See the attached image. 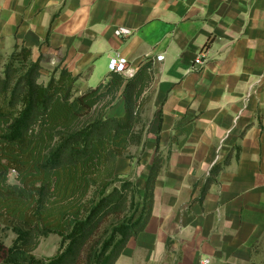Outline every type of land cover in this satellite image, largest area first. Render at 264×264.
<instances>
[{
  "label": "crops",
  "instance_id": "1",
  "mask_svg": "<svg viewBox=\"0 0 264 264\" xmlns=\"http://www.w3.org/2000/svg\"><path fill=\"white\" fill-rule=\"evenodd\" d=\"M119 27L132 34L116 36ZM16 44L42 56L46 75L57 66L80 75V91L108 79L113 55L128 59L126 78L152 61L145 144L130 149L133 161L120 157L117 170L128 176L138 163L145 188L157 154L162 165L151 218L116 264H256L264 239V0H0V52ZM125 112L121 92L108 115Z\"/></svg>",
  "mask_w": 264,
  "mask_h": 264
},
{
  "label": "trees",
  "instance_id": "2",
  "mask_svg": "<svg viewBox=\"0 0 264 264\" xmlns=\"http://www.w3.org/2000/svg\"><path fill=\"white\" fill-rule=\"evenodd\" d=\"M152 65L144 62L132 78L111 72L80 91V75L67 67L43 80L42 56L31 47L0 52V226L15 234L0 264H116L146 228L162 157L155 156L141 195L134 180L120 178L117 162L145 144ZM121 92L126 112L109 116ZM220 170L212 169L202 199ZM111 215L119 220L102 230ZM50 234L62 237L60 252L37 257Z\"/></svg>",
  "mask_w": 264,
  "mask_h": 264
},
{
  "label": "rangeland",
  "instance_id": "3",
  "mask_svg": "<svg viewBox=\"0 0 264 264\" xmlns=\"http://www.w3.org/2000/svg\"><path fill=\"white\" fill-rule=\"evenodd\" d=\"M46 76L47 75L43 76L42 79L47 80ZM131 150L129 151V153L136 157L137 156L136 151L132 152ZM119 171L117 170V173L119 174L120 178H129L131 180H134L137 185L138 193L140 195L144 193V188H141L143 168L139 167L138 163L135 162L134 169H132L131 174L128 176H125L124 174H120ZM15 176H16L15 172H12L10 176V180L12 182L16 181ZM118 220L119 218H116V216L111 215V217L105 221L102 230L108 227L109 225H113ZM14 239H15V234L11 230L4 229L0 226V262L2 261L9 247L12 245ZM61 247H62V237L57 234H50L49 236L41 240V243L37 248V250L35 251V254L39 258H51L60 252ZM256 253H257L256 264H264V239H262L261 242L258 244Z\"/></svg>",
  "mask_w": 264,
  "mask_h": 264
},
{
  "label": "built area",
  "instance_id": "4",
  "mask_svg": "<svg viewBox=\"0 0 264 264\" xmlns=\"http://www.w3.org/2000/svg\"><path fill=\"white\" fill-rule=\"evenodd\" d=\"M131 34H132V30L126 27H119L115 30V35L118 37H127L130 36ZM163 58H164L163 55L157 57L158 60H162ZM204 58H205V54L201 52L195 59L194 64L196 66H202L205 62ZM108 67L111 72L121 73L127 77H131L133 75L132 69H130L129 67L128 59L119 54L110 57ZM205 263H208V260H206Z\"/></svg>",
  "mask_w": 264,
  "mask_h": 264
}]
</instances>
